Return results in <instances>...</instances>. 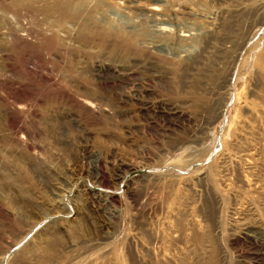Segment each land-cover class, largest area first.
Wrapping results in <instances>:
<instances>
[{
    "label": "rangeland",
    "instance_id": "obj_1",
    "mask_svg": "<svg viewBox=\"0 0 264 264\" xmlns=\"http://www.w3.org/2000/svg\"><path fill=\"white\" fill-rule=\"evenodd\" d=\"M0 264H264V0H0Z\"/></svg>",
    "mask_w": 264,
    "mask_h": 264
},
{
    "label": "bare ground",
    "instance_id": "obj_2",
    "mask_svg": "<svg viewBox=\"0 0 264 264\" xmlns=\"http://www.w3.org/2000/svg\"><path fill=\"white\" fill-rule=\"evenodd\" d=\"M152 10H153V11H158V9H156L155 7H153ZM160 28H161V27H160ZM162 29L167 31V29H166L165 27L162 28ZM183 35H184V34H183ZM184 36H186V35H184ZM260 60H261V59H260ZM260 62H261V61H260ZM262 64H263V63H262Z\"/></svg>",
    "mask_w": 264,
    "mask_h": 264
}]
</instances>
